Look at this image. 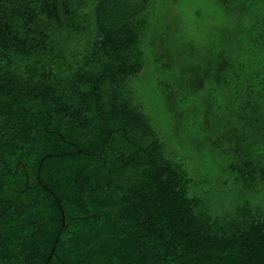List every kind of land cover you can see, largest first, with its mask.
Returning <instances> with one entry per match:
<instances>
[{"label":"trees","instance_id":"obj_1","mask_svg":"<svg viewBox=\"0 0 264 264\" xmlns=\"http://www.w3.org/2000/svg\"><path fill=\"white\" fill-rule=\"evenodd\" d=\"M167 1L0 0V264H264V0Z\"/></svg>","mask_w":264,"mask_h":264},{"label":"rangeland","instance_id":"obj_2","mask_svg":"<svg viewBox=\"0 0 264 264\" xmlns=\"http://www.w3.org/2000/svg\"><path fill=\"white\" fill-rule=\"evenodd\" d=\"M165 8L171 23L199 38L214 29L222 17L215 0H168Z\"/></svg>","mask_w":264,"mask_h":264}]
</instances>
